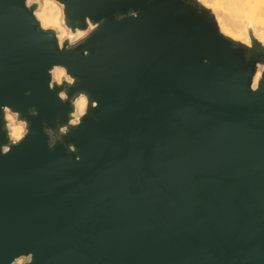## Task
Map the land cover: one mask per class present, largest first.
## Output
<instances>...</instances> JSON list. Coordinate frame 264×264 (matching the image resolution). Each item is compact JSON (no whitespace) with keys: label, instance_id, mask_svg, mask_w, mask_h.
Segmentation results:
<instances>
[{"label":"water","instance_id":"95a60500","mask_svg":"<svg viewBox=\"0 0 264 264\" xmlns=\"http://www.w3.org/2000/svg\"><path fill=\"white\" fill-rule=\"evenodd\" d=\"M57 3L69 26L102 22L60 46L38 5L0 0L12 148H0V264H264V47L251 28L250 46L223 35L199 0ZM54 65L77 80L65 100ZM79 90L98 106L77 127ZM3 105L30 122L20 145Z\"/></svg>","mask_w":264,"mask_h":264},{"label":"clouds","instance_id":"9594fccd","mask_svg":"<svg viewBox=\"0 0 264 264\" xmlns=\"http://www.w3.org/2000/svg\"><path fill=\"white\" fill-rule=\"evenodd\" d=\"M237 3L245 4V5H253L255 4L260 9L259 15L260 20L259 23L264 25V0H236ZM34 5H38V7L33 9ZM23 7L25 9H33L32 16L36 21L37 26L43 32H47L52 30L54 32L53 39L58 43V45L62 46L65 42L69 46L77 44L79 41L88 37L90 33H92L95 28L99 27V24L102 21H98L93 23L86 18L87 28L81 29L79 27L69 26L65 22L64 17V5L57 3V0H23ZM121 14H116L117 18L120 17ZM248 28H252V23L248 22ZM241 35H237L233 37L234 40H240ZM259 39L264 42V33H261ZM244 43L247 44V40H244ZM48 75L50 76L49 87L57 92V96L60 100H65L69 97L67 93H64L62 90L63 84L66 82L67 85L75 86L77 84V80L75 77H72L68 74L67 69L63 66L54 65L49 71ZM57 86H60L58 88ZM58 90V91H57ZM71 90V89H69ZM251 91L255 93L257 91L256 84L253 83L251 85ZM30 93H25V95H29ZM91 103L92 108H96L98 106V102L95 100H90L89 94L86 91L79 90V96L75 99V111L77 114V119L73 120L72 123L77 127L82 123V117L86 116L88 113V104ZM71 103L69 107L71 108ZM5 112L11 110V108L7 105H3ZM28 115L37 116L38 112L35 108L28 109ZM16 116L19 118L16 123V127L7 131L5 133V140L10 141L13 145H20L29 135H30V122L21 117V114L17 111ZM63 130V126H57ZM48 128L46 125L43 126V131ZM74 130V129H72ZM62 143V140H61ZM48 148L51 150L55 144H49ZM0 148H3V152L7 155L8 152L11 151L12 148L4 147V145H0ZM75 150V147L73 146ZM12 264V262H10Z\"/></svg>","mask_w":264,"mask_h":264},{"label":"rangeland","instance_id":"374dc122","mask_svg":"<svg viewBox=\"0 0 264 264\" xmlns=\"http://www.w3.org/2000/svg\"><path fill=\"white\" fill-rule=\"evenodd\" d=\"M228 1L229 0H204V2L207 5L205 7L211 10L212 15L214 16L215 22L216 20L221 21V24H223V26H225V28L228 29V33L222 31V34L230 38L231 37L233 38L237 35H241L242 39L246 38V35H247L249 39V34H248L249 28L247 27V24L248 22H251L252 23L251 31H252L253 37L258 42H260L261 45L264 47V42H262L259 39L260 34L264 33V25L259 23V20L261 18L259 15V11H258L259 8L257 9L256 8L257 6L253 4V5H250V7L245 6L241 8L240 10H238L239 8L237 9V7L234 6V4L231 1L229 2V6L231 8H229L228 3H227ZM230 9L233 11H230ZM213 11H214V14H213ZM239 22L240 23L242 22L243 24H240ZM258 67L261 68V66H258ZM5 113L8 114L13 120H15V125H16L17 123L16 116L10 113L9 111ZM27 261H28V258L21 257L17 259L14 264H25L27 263Z\"/></svg>","mask_w":264,"mask_h":264},{"label":"bare ground","instance_id":"6f19581e","mask_svg":"<svg viewBox=\"0 0 264 264\" xmlns=\"http://www.w3.org/2000/svg\"><path fill=\"white\" fill-rule=\"evenodd\" d=\"M204 6H207L206 5V3L204 2V0H199ZM232 2L233 4H234V6H236L237 7V9L238 10H240L241 8H243V7H250V5H245V4H241V3H237L236 2V0H229L227 3H228V7L229 8H231L230 6H229V2ZM232 6V5H231ZM233 6V7H234ZM235 7V8H236ZM257 9H258V6L256 7ZM230 11H233V10H231L230 9ZM258 11L260 12V9H258ZM236 12V11H235ZM233 13V12H232ZM213 14H214V11H213ZM234 14V13H233ZM229 15H230V13H229ZM240 23V22H239ZM216 24H217V27H218V29H219V31H220V33H222V31H224V32H226V33H228V29L227 28H225V26H223V24H221V21H218V20H216ZM240 24H243L242 22L240 23ZM246 35V34H245ZM232 38V37H231ZM247 38V39H246ZM246 38H241L240 40H238L239 42H241V43H243L244 45H246V46H249L250 45V42H249V39H248V37H247V35H246ZM233 39V38H232ZM247 40V44H245L244 43V40ZM260 69L261 68H259L258 67V69H257V71H256V73H255V75H254V78H253V81H252V84L253 83H255L256 85H257V82H258V79H259V77H260ZM77 98V97H76ZM75 98V99H76ZM75 99L73 100V105H74V112H73V114H72V116L74 117V118H77V114H76V111H75V108H76V105H75ZM5 120L7 121V130L8 131H10L11 129H13V128H15L16 127V125H15V120H13L8 114H6L5 113ZM71 121H73V120H71ZM70 121V122H71Z\"/></svg>","mask_w":264,"mask_h":264}]
</instances>
